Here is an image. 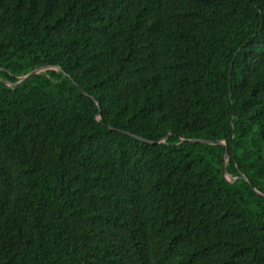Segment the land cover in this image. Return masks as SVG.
Segmentation results:
<instances>
[{
  "label": "trees",
  "instance_id": "obj_1",
  "mask_svg": "<svg viewBox=\"0 0 264 264\" xmlns=\"http://www.w3.org/2000/svg\"><path fill=\"white\" fill-rule=\"evenodd\" d=\"M0 264H264V0H0Z\"/></svg>",
  "mask_w": 264,
  "mask_h": 264
},
{
  "label": "water",
  "instance_id": "obj_2",
  "mask_svg": "<svg viewBox=\"0 0 264 264\" xmlns=\"http://www.w3.org/2000/svg\"><path fill=\"white\" fill-rule=\"evenodd\" d=\"M50 68H52V67H51V66H48V67H46V68H41V69H38V70H35V71L29 73L28 75H25V76L21 77L20 80H19V82L17 83V85L20 84V83H22V82H24V81H26L28 78H30V77H32V76H34V75H38V74H41V73H43V72L48 71V69H50ZM83 93L85 94V92H83ZM138 138H139V137H138ZM139 139H141V138H139ZM141 140H142V139H141ZM188 141H189V142H193V143H202V144H208V145H225V146L227 147V143H226V141H208V140H197V139H192V140H188ZM229 157H230V153H229V151H228V149H227L226 154H225V160L228 161ZM223 174H224V176L226 177V179L229 180V181H231V180L237 181V180H239V179L242 178V177H239V178H232V177L228 174V171H227V164H226V163H225L224 166H223ZM229 178H230V179H229ZM253 188H254V187H253ZM254 190H256V189L254 188ZM258 194H259V192H258Z\"/></svg>",
  "mask_w": 264,
  "mask_h": 264
},
{
  "label": "rangeland",
  "instance_id": "obj_3",
  "mask_svg": "<svg viewBox=\"0 0 264 264\" xmlns=\"http://www.w3.org/2000/svg\"><path fill=\"white\" fill-rule=\"evenodd\" d=\"M230 179V178H229Z\"/></svg>",
  "mask_w": 264,
  "mask_h": 264
}]
</instances>
